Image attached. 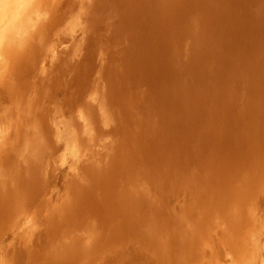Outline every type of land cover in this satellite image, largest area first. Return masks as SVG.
<instances>
[{
  "label": "rangeland",
  "instance_id": "1",
  "mask_svg": "<svg viewBox=\"0 0 264 264\" xmlns=\"http://www.w3.org/2000/svg\"><path fill=\"white\" fill-rule=\"evenodd\" d=\"M84 1L85 9L75 0L0 8L18 9L0 23V116L19 118L2 128L24 134L34 122L45 132L58 121L76 137L68 153L62 142L59 150L47 144L53 171L27 163L28 209L12 223L8 207L0 210V264H264V0ZM249 209L260 225L259 250L241 245L253 230L243 222ZM52 243L65 247L54 254Z\"/></svg>",
  "mask_w": 264,
  "mask_h": 264
},
{
  "label": "bare ground",
  "instance_id": "2",
  "mask_svg": "<svg viewBox=\"0 0 264 264\" xmlns=\"http://www.w3.org/2000/svg\"><path fill=\"white\" fill-rule=\"evenodd\" d=\"M52 1V0H51ZM61 1V0H60ZM69 1V0H68ZM74 1V0H73ZM91 1V0H90ZM94 1V0H93ZM92 1V2H93ZM55 2V1H54ZM75 2L78 4L77 5V7H82V8H86L87 6H86V2L84 1V0H75ZM88 3H89V1H87ZM259 2H260V0H259ZM258 2V3H259ZM22 0H0V8H6V9H9V8H7V7H13V8H16V7H22ZM44 3H45V1H44ZM76 3H73V5H75ZM52 4V3H51ZM255 4V3H254ZM48 5V4H47ZM85 5V6H84ZM91 5V4H90ZM41 6L43 7V5L41 4ZM52 6H53V4H52ZM67 6V5H66ZM84 6V7H83ZM49 7V6H48ZM76 7V6H75ZM68 8V7H67ZM84 8V9H85ZM92 8V7H91ZM5 9V10H6ZM79 9V8H78ZM77 9V11H79ZM88 9V8H87ZM51 10H52V8H51ZM83 10V9H82ZM252 10V9H251ZM8 11V10H7ZM12 11V10H11ZM21 11V10H20ZM81 11V10H80ZM79 11V13H81ZM243 11V10H242ZM241 11V12H242ZM18 9L16 10V11H13L12 13L13 14H11V15H8L9 14V12H7L8 14H6L5 13V11H1L0 10V23H2V21H3V19H5L7 16H14L13 18H12V20L13 19H15V16H16V14H17V16H18ZM43 12V11H42ZM52 12V11H51ZM57 12H58V10H57ZM66 12H67V10H66ZM236 12V11H235ZM5 13V14H4ZM36 13H37V11H36ZM36 13L34 14V18H36ZM39 13V12H38ZM37 13V14H38ZM45 13V12H44ZM50 13V12H49ZM79 13H75V14H73V15H70V18H71V20H72V23H69V26L70 27H73V26H75L74 24L79 20L78 19V17H77V14H79ZM86 13H88V12H86ZM70 14V13H69ZM243 14V13H242ZM251 14H253V13H251ZM82 15H83V13H82ZM85 15V14H84ZM248 15V14H247ZM38 16V15H37ZM41 16V15H40ZM80 16V15H79ZM236 16H238V15H236ZM241 16V15H240ZM256 16V15H255ZM81 17H83V16H81ZM248 17V16H247ZM249 17H253V18H255L253 15L252 16H249ZM257 17V16H256ZM33 18V17H32ZM31 18V19H32ZM87 17H85V19H86ZM38 19H39V17H38ZM49 19H51V18H49ZM240 19V18H239ZM246 19V18H245ZM248 19V18H247ZM246 19V20H247ZM48 20V19H47ZM248 20H250V19H248ZM34 21H37V19L36 20H34ZM33 21V22H34ZM241 21V20H240ZM87 22V21H86ZM256 23L258 22L257 20L255 21ZM42 23H44V22H42ZM83 23V22H82ZM239 23V22H238ZM3 25H4V23H3ZM2 25V26H3ZM33 25V24H32ZM247 25V24H246ZM249 25V24H248ZM255 25V24H254ZM258 25H262V24H260V23H258ZM45 26V25H44ZM257 26V25H256ZM258 28V27H257ZM256 29V28H255ZM36 30H37V28H36ZM44 30V29H43ZM55 30V29H54ZM21 32V31H20ZM28 32V31H27ZM42 32V31H41ZM40 32V33H41ZM248 32H250V31H248ZM61 36V35H60ZM244 42V41H243ZM249 42V41H248ZM258 42V41H257ZM257 42H255V43H257ZM46 43V42H45ZM239 43V42H238ZM246 43V42H245ZM254 43V42H253ZM89 44V43H88ZM250 44H252V42L250 43ZM260 44V43H259ZM258 45V44H257ZM35 46V45H34ZM34 46H33V48H34ZM242 46V45H241ZM45 47V46H44ZM41 48H42V46H41ZM40 48V49H41ZM79 48V47H78ZM44 49V48H43ZM74 49V48H73ZM247 49V48H246ZM50 51V50H49ZM63 51V50H62ZM76 51V50H75ZM24 52V51H23ZM39 52V51H38ZM41 52V51H40ZM248 52H249V50H248ZM49 53V52H48ZM25 54V53H24ZM40 54V53H39ZM43 54H44V52H43ZM60 54V53H59ZM247 54V53H246ZM38 55V54H37ZM71 55H73V54H71ZM253 55V54H252ZM251 55V56H252ZM255 55H256V53H255ZM254 55V56H255ZM26 56V55H25ZM67 56V55H66ZM66 56H65V58H66ZM76 56V55H75ZM243 56V55H242ZM5 57H7V56H5ZM60 57V56H59ZM58 57V58H59ZM70 57V56H69ZM1 58V57H0ZM28 58V57H27ZM31 58V57H30ZM29 58V59H30ZM82 58V57H81ZM61 59H62V57H61ZM242 59H243V57H242ZM246 59V58H245ZM252 59V58H251ZM27 60V59H26ZM65 60V59H64ZM25 61V60H24ZM41 61V60H40ZM68 61V60H67ZM66 61V62H67ZM71 61V60H70ZM246 61V60H245ZM253 61H254V59H253ZM1 62V61H0ZM7 62V61H6ZM28 62V61H27ZM47 62V61H46ZM55 62V61H54ZM2 63V62H1ZM57 64V63H56ZM62 64V63H61ZM70 64V63H69ZM2 65V64H1ZM0 65V66H1ZM47 65V64H46ZM45 65V66H46ZM258 65V64H257ZM26 66V65H25ZM30 66V65H29ZM4 67V66H3ZM7 67V66H6ZM252 67V66H251ZM1 68V67H0ZM61 68H62V65H61ZM66 68V67H65ZM68 68V67H67ZM157 68V67H156ZM3 69H5V67L3 68ZM28 69V68H27ZM69 70V69H68ZM4 71V70H3ZM64 71V70H63ZM254 71H255V69H254ZM42 71L41 70H35V75L36 76H39V74L41 73ZM235 73V72H234ZM63 76H64V74H63V72L61 73ZM66 75H68V74H66ZM3 76V75H2ZM5 76V75H4ZM47 76V75H46ZM251 76V75H250ZM197 77V76H196ZM36 78V77H35ZM46 78V77H45ZM45 78H43V79H45ZM52 78V77H51ZM60 78V77H59ZM260 78V77H259ZM97 79V78H96ZM4 80V79H3ZM10 80V79H9ZM41 81H43L42 79H40ZM46 80V79H45ZM44 80V81H45ZM36 81V80H35ZM40 81V82H41ZM47 81V80H46ZM196 81V80H195ZM258 81V80H257ZM38 82H39V78H38ZM263 82V81H262ZM44 83V82H43ZM4 84V83H3ZM36 84V83H35ZM181 84H183V83H181ZM34 85V84H33ZM37 85V84H36ZM260 85V84H259ZM1 86V85H0ZM248 86V85H247ZM39 87V86H38ZM100 87V86H99ZM254 87V86H253ZM33 88V87H32ZM44 88V87H43ZM98 88V87H97ZM97 88H92L91 90H97ZM177 88V87H176ZM193 88V87H192ZM195 88V87H194ZM186 90V89H185ZM188 90V89H187ZM32 91H33V89H32ZM98 91V90H97ZM97 91L95 92L96 93V96L98 97V93H97ZM36 92V91H35ZM201 92V91H200ZM34 93V92H33ZM90 93V92H89ZM92 93V92H91ZM191 93H192V91H191ZM196 93V92H195ZM86 94V93H85ZM87 95V94H86ZM90 95V94H89ZM100 95V94H99ZM88 96V95H87ZM87 96H85V97H87ZM95 96V97H96ZM194 96V95H193ZM96 97V98H97ZM90 98V97H89ZM96 98H94V99H96ZM99 98V97H98ZM96 99L98 102H99V99ZM26 99V98H25ZM94 99H92V100H94ZM106 100V99H105ZM96 101V102H97ZM26 102V101H25ZM88 102H90L89 100H88ZM113 102V101H112ZM213 102H215L214 100H213ZM93 104V103H92ZM86 105H88V104H86ZM93 105H95V104H93ZM99 105H100V107H99V111H101V114L102 113H104V111L105 110H107V109H105V105H103V104H100L99 103ZM92 106V105H91ZM90 106V104L88 105V107H91ZM97 106V105H96ZM215 106H217V105H215ZM22 107V106H21ZM87 107V106H86ZM98 107V106H97ZM96 107V108H97ZM80 108V107H79ZM94 108V107H93ZM221 108V107H220ZM19 109H20V106H19ZM18 109V110H19ZM223 109V108H222ZM6 110V109H5ZM22 110V109H21ZM56 110H58V109H56ZM88 110H90V109H88ZM97 110V109H96ZM28 111V110H27ZM113 111V110H112ZM226 111V110H225ZM9 112V111H8ZM25 112V111H24ZM105 112H107V111H105ZM195 112V111H194ZM197 112H199V111H197ZM2 113V112H1ZM13 113V112H12ZM11 113V114H12ZM16 113V112H15ZM18 113V112H17ZM16 113V114H17ZM60 113V112H59ZM84 113V112H83ZM19 114V113H18ZM106 114V113H105ZM110 114V113H109ZM22 115H24V114H22ZM87 115V114H86ZM95 115H96V113H95ZM196 115V114H195ZM92 116V115H91ZM101 116V115H100ZM99 116V117H100ZM104 116H106V115H104ZM104 116H102L103 118H104ZM16 117V116H15ZM19 117V116H18ZM23 118V116H21V119ZM25 118V117H24ZM23 118V119H24ZM72 118H73V116H72ZM97 118V117H96ZM101 118V117H100ZM19 119V118H18ZM17 118H16V120H13L12 118H11V116L9 115V114H4L3 115V117H2V115L0 116V129L2 128V127H4V128H6V129H8L9 130V128H10V130H11V126H13V125H15L16 124V121L18 120ZM29 119V118H28ZM91 119H92V117H91ZM105 119V118H104ZM234 119V118H233ZM240 119V118H239ZM78 120V119H77ZM101 120V119H100ZM30 121H33V120H30ZM29 121V122H30ZM93 121V120H92ZM103 121V120H102ZM226 122V121H225ZM59 122L57 121L56 122V126L57 127H54V126H52V125H48V126H46V127H50L49 129H50V131L48 130V131H35L36 129L34 128V126H33V124H34V122L33 123H29V124H27V125H25V126H27L26 128H27V131L25 130V126H24V129L23 130H25L24 131V134H23V132H22V134H20V131H19V134H18V132H16V131H10V134L8 133V132H6V131H4V128H2L3 129V131H0V210H2L3 212H4V210H6L5 208L6 207H8V210H7V212L9 211V215H10V219H8L9 220V222H13L15 219L14 218H17L18 217V215L20 216V214H23L24 213V211H25V209L24 208H27L28 209V206L27 207H25V203L23 202V200H24V198H26L25 196H26V194L25 193H27V192H29L30 193V190L32 189H34L33 187H31L28 183V181L26 180V176H27V174H29V171H30V169H31V166H29V168H27L26 167V165H27V163H30V162H36L37 164H41V166H42V168L43 169H52V171L54 170V168L52 167L53 166V164H52V162H53V159L51 158V156H50V161L51 162H49V159H48V157H49V155H48V157L46 156L45 157V154H46V152H47V150H46V148H47V144H49L50 143V145L51 146H49V147H53V149H55V150H59V147H60V142H62V146L65 148V150H66V152L68 153V151H69V147H68V144H72L73 143V141H75V139H76V137H75V133H74V131H71L70 129H69V127L67 128V126H64V127H62V125L61 124H58ZM89 123V122H88ZM229 123V122H228ZM241 123V122H240ZM19 124H20V122H19ZM22 124V123H21ZM20 124V125H21ZM24 124V123H23ZM49 124V123H48ZM81 124V123H80ZM93 124H95V123H93ZM245 124V123H244ZM243 124V125H244ZM20 125H17L18 127L17 128H19V126ZM30 127H29V126ZM37 125V124H36ZM65 125V124H64ZM246 125V124H245ZM9 126V128H7ZM23 126V125H22ZM42 126V125H41ZM80 126V125H79ZM16 127V126H15ZM52 127H53V129H52ZM82 127V126H81ZM20 128H21V126H20ZM45 129V127H43L42 126V129ZM59 128H64V129H59ZM72 128V127H71ZM80 128V127H79ZM92 128V127H91ZM255 128V127H254ZM253 128V129H254ZM264 128V127H263ZM1 129V130H2ZM5 129V130H6ZM41 129V130H42ZM55 129V130H54ZM252 129V128H251ZM250 129V130H251ZM7 130V131H8ZM14 130V129H13ZM20 130V129H19ZM22 129H21V131H23ZM47 130V129H46ZM52 130V131H51ZM255 130V129H254ZM109 131V130H108ZM257 131V130H256ZM99 132H101V131H99ZM111 132V131H110ZM110 132H109V134H110ZM251 132L253 133V131L251 130ZM258 132V131H257ZM261 132H263V131H261ZM260 132V133H261ZM5 133V134H4ZM7 133V134H6ZM44 133H46V134H44ZM81 133V132H80ZM83 133V132H82ZM98 133V132H97ZM103 133V132H102ZM186 133V132H185ZM93 134V133H92ZM108 134V133H107ZM254 134V133H253ZM252 134V135H253ZM258 134V133H257ZM46 135V136H45ZM87 135V134H86ZM97 135V134H96ZM114 135V134H113ZM251 135V134H250ZM260 135V134H259ZM258 135V136H259ZM261 135H262V133H261ZM82 136V135H81ZM99 136H100V134H99ZM105 136V135H104ZM45 137H47V139H48V141H47V139H45ZM93 137H95V136H93ZM262 137V136H261ZM82 138V137H81ZM53 139H55V142H53ZM57 139H59V141L57 140ZM80 139V138H79ZM95 139V138H94ZM93 139V140H94ZM198 139V138H197ZM200 139V138H199ZM221 139V138H220ZM84 140H86L85 138H84ZM218 140H219V138H218ZM257 140V139H256ZM23 141V142H22ZM58 141V142H57ZM216 141V140H215ZM243 141V140H242ZM241 141V142H242ZM245 141V140H244ZM48 142V143H47ZM94 142V141H93ZM205 142V141H204ZM206 142H208V141H206ZM211 142V141H210ZM220 142V141H219ZM218 142V143H219ZM240 142V141H239ZM249 142V141H248ZM85 143V142H84ZM109 143V142H108ZM197 143V142H196ZM209 143V142H208ZM215 143V142H214ZM260 143V142H259ZM203 144V143H202ZM205 144V143H204ZM203 144V145H204ZM213 144V143H212ZM222 143H220V145H221ZM225 144H228V143H225ZM89 145V144H88ZM106 144H104V146H105ZM202 145V146H203ZM214 145V144H213ZM217 145V144H216ZM215 145V146H216ZM219 145V144H218ZM245 145H246V143H245ZM260 145V144H259ZM185 146H186V144H185ZM232 146H233V144H232ZM247 146H248V144H247ZM264 146V145H263ZM89 147V146H88ZM200 147V146H199ZM198 147V148H199ZM204 147H205V145H204ZM204 147H203V149H204ZM217 147V146H216ZM225 147H227V148H230V147H228V145L227 146H224V149H225ZM236 147H238V146H236ZM244 147V146H243ZM82 148V147H81ZM84 148V147H83ZM87 148V147H86ZM102 148V147H101ZM112 148H113V146H112ZM182 148V147H181ZM195 148V147H194ZM209 148V147H208ZM219 148H221L220 146H218V150H219ZM223 148V147H222ZM240 148V147H239ZM246 148V147H245ZM255 147H253L252 149H254ZM259 148V147H258ZM51 149V151H52V148H50ZM87 149H89V148H87ZM213 149V148H212ZM215 149V148H214ZM214 149H213V151H214ZM233 148H231V150H232ZM250 149V148H249ZM84 150V149H83ZM91 150V149H90ZM182 150H183V148H182ZM211 150V149H210ZM210 150H208V151H210ZM216 150V149H215ZM238 150V149H237ZM49 151V150H48ZM82 151V150H81ZM230 151V150H229ZM234 152H235V150H233ZM232 151V152H233ZM239 151H241V150H239ZM244 151V150H243ZM250 151V150H249ZM262 151V150H261ZM27 152H31L30 154H25V153H27ZM39 152V153H38ZM63 152H64V150H63ZM83 152V151H82ZM177 152V151H176ZM179 152H180V150H179ZM187 152V151H186ZM204 152V151H203ZM202 152V153H203ZM211 152V151H210ZM217 152V151H216ZM219 152V151H218ZM231 152V153H232ZM251 152V151H250ZM249 152V153H250ZM40 153H41V155H40ZM53 153V152H52ZM55 153V152H54ZM109 153V152H108ZM116 153V152H115ZM207 153V152H206ZM214 153V152H213ZM213 153H211L212 155H214ZM225 153V152H224ZM228 153V152H227ZM70 154V153H69ZM180 154V153H179ZM190 154V153H189ZM217 154V153H216ZM220 154L221 153H219V156H220ZM223 154V153H222ZM222 154H221V156H222ZM233 155H234V153H232ZM241 154V153H240ZM243 154V153H242ZM258 154V153H257ZM256 154V155H257ZM29 155V156H28ZM94 155V154H93ZM199 155H201V154H199ZM204 155V154H203ZM236 155V154H235ZM234 155V156H235ZM249 155V154H248ZM261 155V154H260ZM72 156V155H71ZM99 156V155H98ZM178 156V155H177ZM187 156H188V154H187ZM208 156H210V155H207V157ZM218 156V155H217ZM227 156V155H226ZM55 157V156H54ZM216 157V156H215ZM215 157H212V158H215ZM224 157V156H223ZM245 157H246V155H245ZM2 158H3V160H2ZM6 158V160L4 161V159ZM73 158V157H72ZM90 158V157H89ZM110 158V157H109ZM181 158V157H180ZM190 158V157H189ZM193 158V157H192ZM195 158H197V157H195ZM236 158V157H235ZM52 159V160H51ZM93 159H96L95 157L93 158ZM97 159H98V157H97ZM206 159V158H205ZM218 159H219V157H218ZM222 159V158H221ZM226 159H228V158H226ZM225 159V160H226ZM77 160H78V158H77ZM101 160V159H100ZM232 160V159H231ZM235 160V159H234ZM245 160V159H244ZM247 160V159H246ZM262 160V159H261ZM260 160V161H261ZM264 160V159H263ZM48 161V162H47ZM55 161V160H54ZM72 161V160H71ZM75 161V160H74ZM96 161H98V160H96ZM192 161V160H191ZM194 161V160H193ZM206 161V160H205ZM208 161V160H207ZM209 161H212L211 159H209ZM217 160H215V162H216ZM222 161V160H221ZM233 161V160H232ZM45 162L47 163V167H46V165H45ZM77 162V161H76ZM218 162V161H217ZM220 162V161H219ZM223 162V161H222ZM241 161H239V163H240ZM251 162V161H250ZM71 163H73V162H71ZM95 164H96V162H94ZM204 163V162H203ZM224 163V162H223ZM225 163H226V161H225ZM232 163V162H231ZM230 163V164H231ZM242 163V162H241ZM244 163V162H243ZM242 163V164H243ZM58 164V163H57ZM193 164H194V162H193ZM248 164V163H247ZM255 164V163H254ZM73 165V164H72ZM75 165H76V163H75ZM98 165H100V166H102L103 167V165H101V163L100 164H98ZM196 165V164H195ZM239 165V164H238ZM55 166H56V164H55ZM90 166V165H89ZM93 166V165H92ZM213 166V165H212ZM221 166H223V165H221ZM225 166H227V165H225ZM233 166V165H232ZM231 166V167H232ZM234 166H236L235 164H234ZM242 166H244V165H242ZM249 166H251V165H249ZM261 166V165H260ZM72 167V166H71ZM78 167V165L76 166V168ZM87 167V166H86ZM110 167V166H109ZM239 167V166H238ZM73 168H74V166H73ZM88 168H90V167H88ZM182 168H184V167H182ZM199 169V168H198ZM234 169V168H233ZM241 169V168H240ZM262 169H263V167H262ZM70 170V169H69ZM83 170V169H82ZM183 170V169H182ZM185 170V169H184ZM224 170V169H223ZM256 169H254V171H255ZM264 170V169H263ZM78 171V170H77ZM84 172H85V170H83ZM100 171V170H99ZM189 171V170H188ZM229 171V170H228ZM259 171H261V170H259ZM44 172H46V171H44ZM57 172V171H56ZM231 172V171H230ZM230 172H229V174H230ZM240 172V171H239ZM24 173V174H23ZM25 173H26V175H25ZM69 173H71L70 171H69ZM68 173V174H69ZM197 173V172H196ZM219 173V172H218ZM232 173V172H231ZM237 173V172H236ZM47 174H49V173H47ZM202 174V173H201ZM215 174H216V172H215ZM234 174V173H233ZM45 175V174H44ZM65 175H67V173L65 174ZM70 175V174H69ZM213 175V174H212ZM216 175H219V174H216ZM239 175V174H238ZM252 175V174H251ZM260 175V174H259ZM72 176H74V175H72ZM230 176V175H229ZM236 176H237V174H236ZM66 177L67 176H65V178H64V180L66 179ZM181 177V176H180ZM254 177V176H253ZM46 178V177H45ZM74 178V177H73ZM73 178H71V179H73ZM189 178V177H188ZM215 178V177H214ZM217 178V177H216ZM255 178V177H254ZM257 178V177H256ZM69 179V178H68ZM67 179V180H68ZM78 179V178H77ZM76 179V180H77ZM111 179V178H110ZM184 179H186V178H184ZM193 179V178H192ZM218 179H219V177H218ZM221 179H223L222 180V183L224 182V184H225V182L226 181H228V179L226 180V181H224V177L223 178H221ZM231 179V180H230ZM230 181H232V176L230 177ZM235 179V178H234ZM74 180V179H73ZM72 180V181H73ZM201 180V179H200ZM79 181V179L77 180V182ZM246 181V180H245ZM252 181V180H251ZM257 181V180H256ZM76 182V181H75ZM98 182V181H97ZM66 183V182H65ZM69 183V182H68ZM100 183V182H99ZM221 183V182H220ZM230 183V182H229ZM260 183H261V181H260ZM70 184V183H69ZM68 184V185H69ZM73 184V183H72ZM231 184V183H230ZM230 184H227V186H226V189L228 190V187L230 186ZM240 184V183H239ZM256 184H257V182H256ZM261 184H263V183H261ZM76 185V184H75ZM74 185V186H75ZM232 185V184H231ZM233 185H235L234 183H233ZM264 185V184H263ZM240 186V185H239ZM253 186H255V187H258L257 185H253ZM260 186V188H261V185H259ZM63 187V186H62ZM60 188L61 190L63 189V188H66L65 187V184H64V187L63 188ZM90 187V186H89ZM68 188V187H67ZM67 188H66V190H67ZM71 188V187H70ZM69 188V190H71ZM83 188V187H82ZM235 188V187H234ZM73 189V188H72ZM225 189V190H226ZM232 189V188H231ZM259 189V188H258ZM258 189H256V190H258ZM263 190H264V186H263V188H262ZM36 190V189H35ZM223 190V189H222ZM236 190H237V188H236ZM245 190V189H244ZM255 190V192H257ZM261 190V189H260ZM90 191V190H89ZM233 191V190H232ZM231 191V192H232ZM259 191V190H258ZM55 192H56V190H55ZM67 192V191H66ZM71 192V191H70ZM230 192V191H229ZM240 192V191H239ZM262 192V191H261ZM67 193H69V192H67ZM66 193V194H67ZM77 193V192H76ZM259 193V192H258ZM35 194V193H34ZM224 194H225V192H224ZM186 195V194H185ZM227 195H229L228 194V192H227ZM248 195H249V193H248ZM262 195H264V193H262ZM74 196V195H73ZM223 196H225V195H223ZM235 197V196H234ZM251 197V196H250ZM261 197H263V196H261ZM68 198H70V197H68ZM222 198V197H221ZM232 198V197H231ZM223 199V198H222ZM26 200V199H25ZM66 200H70V199H66ZM264 200V199H263ZM247 201V200H246ZM65 202V201H64ZM68 203V202H67ZM256 203V202H255ZM213 204V203H212ZM234 204V203H233ZM237 204V203H236ZM240 204V203H239ZM227 206H228V204H227ZM234 206V205H233ZM254 206V205H253ZM30 207V206H29ZM255 207V206H254ZM264 208V206H263V203L261 204V209H263ZM239 208V207H238ZM255 208H257V206L255 207ZM52 209V208H51ZM214 209V208H213ZM251 209L253 210V208L251 207ZM251 209H249V211L247 210V212H244L245 214H246V221H243L244 223L246 222V225H247V227H250V228H252L253 230H252V232L251 233H249L248 234V236H247V234H246V238H244V240H243V243H244V245L243 244H241L242 245V247L243 246H245V244H247V245H249V246H253L255 249H257L258 248V246H260V235H259V233L261 234V231H259V229H260V225L258 224L259 222H258V217L255 215V212H250L251 211ZM219 210V209H218ZM217 210V211H218ZM254 210H256V209H254ZM60 211V210H59ZM232 211V210H231ZM246 211V210H245ZM263 211V210H262ZM6 212V211H5ZM228 213V212H227ZM251 213H253L252 215H251ZM257 213V212H256ZM6 214V213H5ZM7 214V215H8ZM41 214V213H40ZM245 214H243L244 216H245ZM258 214V213H257ZM255 215V216H254ZM17 216V217H16ZM243 216V217H244ZM23 217V216H22ZM35 217V216H34ZM230 217V216H229ZM242 217V216H241ZM242 217V218H243ZM262 217V216H261ZM9 218V217H8ZM24 218V217H23ZM233 218V217H232ZM231 218V219H232ZM242 218H240L241 220H242ZM245 218V217H244ZM217 219V222H215V223H217V226H223L224 225V221H223V219L220 217V218H216ZM225 219V218H224ZM3 220V219H2ZM21 220V219H20ZM234 220V219H233ZM240 220V223H242V221ZM263 220V219H262ZM0 221H1V219H0ZM33 221V220H32ZM56 221V220H55ZM58 221V220H57ZM74 221V220H73ZM215 221V220H214ZM213 221V222H214ZM14 222H16V221H14ZM20 222V221H19ZM148 222V221H147ZM209 222V221H208ZM212 222V223H213ZM229 222H230V220H229ZM238 222V221H237ZM2 223H4V222H2ZM7 223V222H6ZM18 223V222H17ZM187 223V222H186ZM226 223V222H225ZM263 223V222H262ZM9 224V223H8ZM31 224V223H30ZM70 224V223H69ZM77 224V226L79 227V225H78V223H76ZM142 224V223H141ZM10 225V228H11V224H9ZM35 225V224H34ZM63 225H65V224H63ZM62 225V226H63ZM74 225V224H73ZM72 225V226H73ZM2 226V225H1ZM69 226V225H68ZM81 226L82 225H80V227H79V229H81ZM207 226V225H206ZM205 226V227H206ZM234 226V225H233ZM239 226H241V225H239ZM243 227H244V224L242 225ZM241 226V228H243ZM17 227V226H16ZM38 227V226H37ZM60 227H61V225H60ZM83 227V226H82ZM236 227V226H235ZM6 228V227H5ZM70 228H72L71 227V225L69 226V230H70ZM76 228V227H75ZM89 228V227H88ZM239 228V227H238ZM237 228V229H238ZM240 228V229H241ZM3 229V228H2ZM7 229V228H6ZM19 229V228H18ZM65 229H67L66 227H65ZM73 229H74V227H73ZM77 229V228H76ZM152 229V228H151ZM220 229V228H219ZM236 229V230H237ZM245 229V228H244ZM57 230V229H56ZM69 230H66V232H68ZM83 229H81L80 231H82ZM86 230V229H85ZM243 230V229H242ZM248 230H250V229H248ZM5 231V230H4ZM25 232H26V229L24 230ZM60 231H62L61 229H60ZM63 231H65V230H63ZM69 232H71V231H69ZM148 232V231H147ZM216 232V231H215ZM235 232H242L241 230H239V231H235ZM18 233V232H17ZM23 233V232H22ZM36 233V232H35ZM63 233H65V232H63ZM62 233V234H63ZM74 233H76L74 230H73V232H72V234H74ZM84 233H85V231H84ZM90 233V232H89ZM201 233V232H200ZM18 234H20V232L18 233ZM27 234V233H26ZM25 234V235H26ZM37 234V233H36ZM39 234H40V232H39ZM39 234H37V235H39ZM59 234V233H58ZM58 234L56 235V237L58 236ZM62 234H59V236L60 235H62ZM82 234V233H81ZM187 234V233H186ZM240 234V233H239ZM239 234H238V236H239ZM243 234V233H242ZM245 234V233H244ZM23 234H21L20 236H22ZM29 235V234H28ZM32 235V234H31ZM55 235V234H54ZM64 235V234H63ZM232 235V234H231ZM233 235H236V233L235 234H233ZM24 236V235H23ZM34 236V234L32 235V237L31 238H34L33 237ZM65 236V235H64ZM69 236V235H68ZM68 236H66V237H68ZM73 236V235H72ZM72 236H70V237H72ZM76 236V235H75ZM78 236V235H77ZM82 236H85V234H83ZM218 236V235H217ZM229 236V235H228ZM237 236V235H236ZM36 237V236H35ZM74 237V236H73ZM88 237H89V235H88ZM232 237V236H231ZM24 238V237H23ZM53 238V237H52ZM75 238V239H74ZM73 238V240H74V242H75V240H77L76 239V237H74ZM145 238V237H144ZM237 238V237H236ZM239 238V237H238ZM31 240L30 239V237L29 238H27V239H22V240H24V241H26V240ZM54 239V238H53ZM59 239H61L60 237H59ZM66 238H64V240H65ZM231 238H229V240H230ZM28 240V241H29ZM56 240V239H55ZM63 240V241H64ZM69 240H72V238L71 239H69V237H68V243H71V241L69 242ZM83 240V239H82ZM33 241V240H32ZM36 241V240H35ZM66 241V240H65ZM227 241V240H226ZM23 242V241H22ZM53 242H54V240H53ZM60 242H62V240L60 241ZM87 243V241H84V243ZM228 242V241H227ZM239 242V241H238ZM241 242V241H240ZM33 243V242H32ZM58 242H54V244L56 245ZM66 243V242H65ZM76 243H79L78 241L76 242ZM83 243V242H82ZM231 243H232V241H231ZM242 243V242H241ZM28 244V243H27ZM31 244V243H30ZM67 244V243H66ZM226 244V243H225ZM23 245V244H22ZM25 245V244H24ZM32 245V244H31ZM60 245H62V243H60ZM64 245V244H63ZM71 245H73V244H71ZM86 245V244H85ZM85 245H83L84 247H85ZM228 245V244H227ZM240 245V246H241ZM26 246V245H25ZM32 246H34V245H32ZM69 246H70V244H69ZM75 246H78V245H75L74 244V247ZM230 246V245H229ZM27 248H28V246H26ZM51 247H53V243H52V246H50V250L51 251H54L55 253L54 254H56V249L57 248H59L60 249V246H56L57 248H55V246H54V250H52L51 249ZM64 247H65V245H64ZM64 247H62V248H64ZM73 247V246H72ZM71 247V248H72ZM79 247V246H78ZM77 247V248H78ZM228 247V246H227ZM233 247L236 249V247H235V245H233ZM238 247V246H237ZM242 247H241V249H242ZM246 247V246H245ZM32 248V247H31ZM46 248H48V247H46ZM60 249V250H63V249ZM71 248L69 247V250H71ZM80 248V247H79ZM86 248V247H85ZM234 248H233V250H234ZM35 249V248H34ZM49 249H47V251H46V253H49L48 252V250ZM74 249V248H73ZM119 249V248H118ZM239 249V248H238ZM238 249H236L237 250V253H238ZM244 249V248H243ZM251 249V248H250ZM250 249H249V251H250ZM254 249V250H255ZM264 249V248H263ZM49 250V251H50ZM69 250H66V251H68L67 252V254L69 253ZM78 250V249H77ZM85 250V249H84ZM87 250V249H86ZM219 250V249H218ZM236 250H235V253H236ZM240 250V249H239ZM246 250H247V248H246ZM245 250V251H246ZM253 250V251H254ZM257 250H259V249H257ZM4 251H5V249H4ZM50 251V252H51ZM82 251V250H81ZM220 251V250H219ZM231 251V250H230ZM242 251V250H241ZM248 251V250H247ZM61 251H59V253H60ZM76 252V251H75ZM74 252V253H75ZM78 252V251H77ZM222 252V251H221ZM220 252V253H221ZM224 252V251H223ZM250 252H252V251H250ZM255 252H256V250H255ZM260 252V251H259ZM37 253V252H36ZM45 253V254H46ZM58 253V252H57ZM62 253V252H61ZM60 253V254H61ZM71 253V252H70ZM73 253V254H74ZM84 253H86V252H82V254H83V256H84ZM236 253V254H237ZM243 252H241V254H242ZM253 254H254V252H252ZM25 254V253H24ZM64 254V253H63ZM63 254H61V255H63ZM80 254V253H79ZM245 254V253H244ZM253 254H249V255H253ZM256 254V253H255ZM254 254V255H255ZM223 255V254H222ZM221 255V256H222ZM230 255V254H229ZM246 255H248L247 253H246ZM246 255H244V257L246 256ZM31 256H33V255H31ZM51 256V255H50ZM53 256H55V255H53ZM68 256H69V254H68ZM86 256V255H85ZM109 256H111V255H109ZM114 256V255H113ZM224 256H225V254H224ZM223 256V257H224ZM227 256V255H226ZM236 256V255H235ZM237 256H240V254L239 255H237ZM256 256V255H255ZM29 257V256H28ZM64 257V256H63ZM62 257V258H63ZM71 257H72V255H71ZM243 256H241V257H238V258H240V259H238L237 257V259L238 260H243V258H242ZM247 257V256H246ZM49 258V257H48ZM55 258V257H54ZM230 258H232V257H230ZM236 258H235V260H236ZM242 258V259H241ZM4 259H6V258H4ZM77 259H79V258H77ZM117 259V258H116ZM214 259V258H213ZM216 259V258H215ZM227 259V258H226ZM244 259H246V258H244ZM251 259V258H250ZM43 260V259H42ZM55 260H57V259H55ZM210 260V259H209ZM238 260H236V261H238ZM253 260V259H252ZM25 261V260H24ZM79 261V260H78ZM86 261V260H85ZM235 261V262H236ZM247 261V260H246ZM245 261V262H246ZM250 261V260H249ZM112 262V261H111ZM214 262V261H213ZM218 262H220V261H218ZM222 262V261H221ZM230 262V261H229ZM5 263H7V262H5ZM57 263V262H56ZM79 263V262H78ZM87 263V262H86ZM101 263V262H100ZM113 263V262H112ZM211 263V262H210ZM225 263H227V262H225ZM238 263H239V261H238ZM244 263V262H243ZM248 263V262H247ZM246 263V264H247ZM23 264V263H22ZM35 264V263H34ZM47 264V263H46ZM49 264V263H48ZM64 264H65V262H64ZM69 264V263H68ZM249 264V263H248Z\"/></svg>",
  "mask_w": 264,
  "mask_h": 264
}]
</instances>
